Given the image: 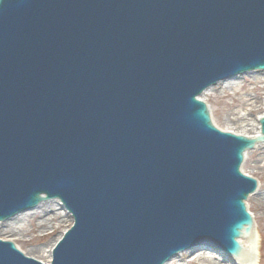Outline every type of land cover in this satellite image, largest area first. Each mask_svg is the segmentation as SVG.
<instances>
[{
  "label": "water",
  "instance_id": "obj_1",
  "mask_svg": "<svg viewBox=\"0 0 264 264\" xmlns=\"http://www.w3.org/2000/svg\"><path fill=\"white\" fill-rule=\"evenodd\" d=\"M254 71L264 0H0V264L251 262Z\"/></svg>",
  "mask_w": 264,
  "mask_h": 264
},
{
  "label": "rangeland",
  "instance_id": "obj_2",
  "mask_svg": "<svg viewBox=\"0 0 264 264\" xmlns=\"http://www.w3.org/2000/svg\"><path fill=\"white\" fill-rule=\"evenodd\" d=\"M243 172L251 177H255L261 186L262 191H264V163H262V158H257V150H253L248 152L245 162L243 164ZM254 195V194H253ZM253 195L247 201V207L249 211L255 218V222L257 223L259 234L261 236L259 248L257 252V258L255 260V264H264V208L262 204L257 201ZM189 251L181 253L179 258H175L177 264H190L189 259ZM214 256L216 263L225 264L221 255L216 253H211ZM189 261V262H188ZM235 262V261H234ZM234 262L230 264H234ZM204 264V263H203ZM207 264V263H206Z\"/></svg>",
  "mask_w": 264,
  "mask_h": 264
},
{
  "label": "bare ground",
  "instance_id": "obj_3",
  "mask_svg": "<svg viewBox=\"0 0 264 264\" xmlns=\"http://www.w3.org/2000/svg\"><path fill=\"white\" fill-rule=\"evenodd\" d=\"M254 150H257V158L261 157L262 158V163H264V144L262 145H258ZM253 197L259 201L263 208H264V191H262L261 186L258 187V189L256 190V192L254 193ZM260 234H259V230H258V226L257 223L255 222V226H254V231H253V236L252 238H250L249 241H247L246 238L241 239L240 243L241 245H243L244 250H249V247L252 245L253 247V254H252V260L250 262V260L247 261V263H240L239 260H236L235 257H232V255H225L228 256V258L231 261H235L234 264H255V260L257 258V252L259 251V243H260ZM189 254V259L190 260V264H221L216 263L215 262V257L211 255V251L210 250H204V251H197L196 254ZM219 254V253H216ZM221 255V254H219ZM180 256L176 257L179 258ZM222 257V255H221ZM223 258V257H222ZM175 258H173L171 261H169L166 264H177L176 261L174 260ZM189 262V261H188ZM255 262V263H254Z\"/></svg>",
  "mask_w": 264,
  "mask_h": 264
}]
</instances>
